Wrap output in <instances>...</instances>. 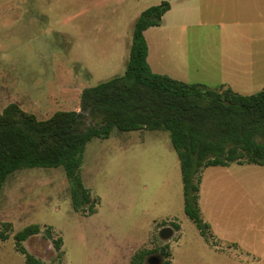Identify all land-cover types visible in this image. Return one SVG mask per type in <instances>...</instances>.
<instances>
[{
  "label": "rangeland",
  "instance_id": "374dc122",
  "mask_svg": "<svg viewBox=\"0 0 264 264\" xmlns=\"http://www.w3.org/2000/svg\"><path fill=\"white\" fill-rule=\"evenodd\" d=\"M162 1L170 10L144 32L153 73L240 95L264 90V0H0V112L10 103L37 120L78 111L84 88L123 75L135 20ZM80 177L97 202L92 214L72 209L60 167L6 178L0 264H26L13 236L32 224L40 233L22 246L44 264H131L141 250L145 263L157 256L159 264H264V166L201 170L197 206L207 240L183 211L179 161L165 131L114 129L92 139ZM166 227L173 233L161 239Z\"/></svg>",
  "mask_w": 264,
  "mask_h": 264
},
{
  "label": "trees",
  "instance_id": "16d2710c",
  "mask_svg": "<svg viewBox=\"0 0 264 264\" xmlns=\"http://www.w3.org/2000/svg\"><path fill=\"white\" fill-rule=\"evenodd\" d=\"M169 9L170 4L162 1L139 14L123 75L84 88L78 111H58L46 120H37L16 103L2 109L0 190L16 170L60 167L69 183L72 209L92 214L97 202L80 177L86 144L108 138L114 129L165 131L179 161L183 211L200 235L209 238V227L197 206L200 172L230 163L264 166V90L240 95L224 85L210 89L153 73L146 61L144 32L159 26ZM39 233V227L32 224L13 236L26 264H44L22 246ZM6 236L0 234V240ZM61 242L60 238L52 242L58 256ZM161 253L169 255L164 250ZM146 255V251L137 252L131 264H145Z\"/></svg>",
  "mask_w": 264,
  "mask_h": 264
},
{
  "label": "water",
  "instance_id": "95a60500",
  "mask_svg": "<svg viewBox=\"0 0 264 264\" xmlns=\"http://www.w3.org/2000/svg\"><path fill=\"white\" fill-rule=\"evenodd\" d=\"M173 231L169 228H163L160 230L159 232V237L161 239H168L171 235H172ZM160 259L155 256V257H150L146 259V263L145 264H159Z\"/></svg>",
  "mask_w": 264,
  "mask_h": 264
},
{
  "label": "crops",
  "instance_id": "0c3cea01",
  "mask_svg": "<svg viewBox=\"0 0 264 264\" xmlns=\"http://www.w3.org/2000/svg\"><path fill=\"white\" fill-rule=\"evenodd\" d=\"M170 8H171V7H170ZM169 10H170V9H169ZM169 10H168V11H169ZM168 11H167V12H168ZM167 12H166V13H167ZM166 13H165V14H166ZM165 14H164V15H165ZM164 15L162 16V18L164 17ZM161 20H162V19H161ZM222 85H224L225 87H227L225 84H222ZM230 89H231V88H230ZM232 91H233V90H232Z\"/></svg>",
  "mask_w": 264,
  "mask_h": 264
}]
</instances>
